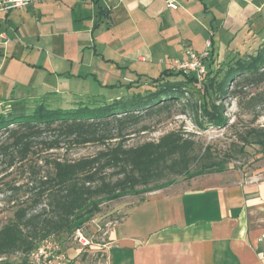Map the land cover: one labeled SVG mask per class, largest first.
Here are the masks:
<instances>
[{"label": "rangeland", "instance_id": "1", "mask_svg": "<svg viewBox=\"0 0 264 264\" xmlns=\"http://www.w3.org/2000/svg\"><path fill=\"white\" fill-rule=\"evenodd\" d=\"M164 1L167 0H149L152 6L144 1L135 12L129 9L136 6L135 0L118 1L112 22L98 17L99 9L107 7V0L35 2L12 10L10 22L0 13V33L8 38L0 37V112L7 113L10 104L17 101H22L28 110L40 103L51 108H70L80 103L101 105L145 94L147 90H154L151 80L165 70L180 71L176 61L183 62L182 59L173 53L161 54L169 44L183 50L186 56V47L201 53L207 42H211L205 74L211 66L213 73L209 77L216 80L234 60L253 56L264 47V0H218L221 8H208L204 15L197 17L201 23L193 17H185V21L178 19L183 12L167 9ZM207 2L212 3V0ZM157 11L160 18L154 17L156 20L151 23L149 15L159 17ZM164 22L171 26L167 33L160 31L159 24L164 27ZM54 71L60 75L51 74ZM243 85H231V95L224 100L227 120L222 127L199 129L191 112L183 114L178 105L124 128L129 147L157 141L173 130L183 129L193 135L198 152L209 147L218 158L232 156L231 161L212 171H201L195 164L185 177L149 188L139 187L117 198H102L97 201L100 211L77 219V225L90 241L88 245H82L71 233L48 238V242H42L39 247L46 246L44 250L52 254L58 264H105L103 245L107 239L104 234L151 191L210 172L238 171L249 176L264 167L261 148L247 146L242 153L240 148L244 143L238 140V135L250 128H264V83ZM204 87V81L188 84L194 101L200 102ZM115 126L113 134H118ZM108 145L111 142L106 146H66L51 152L43 151L40 146L28 163L18 162L13 167L8 166V160L0 159V229L13 217L17 204L34 199L40 181L51 172L52 160L94 157ZM107 177L116 181L112 171ZM44 206L41 204L36 210ZM262 233L264 235V231ZM262 245L264 248V237ZM22 258L17 254L9 260L17 262Z\"/></svg>", "mask_w": 264, "mask_h": 264}, {"label": "trees", "instance_id": "2", "mask_svg": "<svg viewBox=\"0 0 264 264\" xmlns=\"http://www.w3.org/2000/svg\"><path fill=\"white\" fill-rule=\"evenodd\" d=\"M108 15V11L99 9L98 17ZM209 67L201 80L205 87L200 102L193 100L187 88L189 83L199 82L196 75L168 69L151 80L154 90L126 100L101 105L80 103L70 108H51L40 103L32 110L17 101L10 104L7 113L0 112V159L8 160L9 167L28 163L40 146L51 152L66 146H106L111 142L94 157L52 160L51 172L40 181L34 199L17 204L13 217L0 229V264H26L28 255L48 238L82 229L77 219L100 211L97 201L102 198H117L139 187L149 188L185 177L195 164L201 171H212L231 161L232 156L218 158L209 147L198 152L193 135L183 129L135 147L126 144L124 128L128 124L137 125L144 117L162 114L178 105L183 114L191 112L199 129L224 126V100L231 95V85L264 83V47L253 56L234 60L219 80L209 77L213 73ZM114 124L118 134H113ZM238 140L244 143L240 152L255 145L264 153V128H250L239 134ZM111 171L115 182L107 177ZM41 204L45 206L37 211ZM17 254L23 257L20 261L9 260Z\"/></svg>", "mask_w": 264, "mask_h": 264}, {"label": "crops", "instance_id": "3", "mask_svg": "<svg viewBox=\"0 0 264 264\" xmlns=\"http://www.w3.org/2000/svg\"><path fill=\"white\" fill-rule=\"evenodd\" d=\"M107 1L103 10L109 12L107 19L112 22L121 0ZM144 1L152 6L149 0H135L137 4L130 11L135 12ZM175 2L178 9L169 10H181L183 14L178 19L182 21L185 17L196 20L210 7L221 8L218 0ZM11 12L0 13L10 22ZM149 16L151 23L155 22L154 17L160 18L155 14ZM159 26L162 32L170 31L168 23ZM173 46L169 44L161 54L173 53L186 60L183 50ZM263 169L249 176L238 171L210 172L150 192L104 234L105 264H264Z\"/></svg>", "mask_w": 264, "mask_h": 264}, {"label": "built area", "instance_id": "4", "mask_svg": "<svg viewBox=\"0 0 264 264\" xmlns=\"http://www.w3.org/2000/svg\"><path fill=\"white\" fill-rule=\"evenodd\" d=\"M43 1L45 0H0V12H9L12 10L23 9L31 3ZM166 3L169 9H178V5L176 4L175 0H167ZM0 36L7 40V37L5 35L0 34ZM210 47L211 42L209 41L206 44V49L201 53H198L186 47V60H184L183 62H177V69L187 74L196 75L198 81L200 82L206 72L205 60L210 56V51L208 50ZM74 236L75 239L84 246L90 243V241L85 237L84 231L81 228L77 229L74 232ZM47 242L48 241H45V243ZM45 248L46 246L39 247L31 254H29L26 264H58L56 260H54V256H52V254L46 253V251L44 250Z\"/></svg>", "mask_w": 264, "mask_h": 264}]
</instances>
